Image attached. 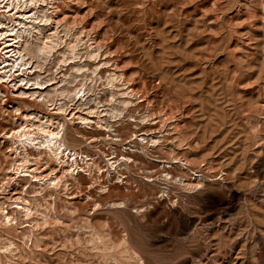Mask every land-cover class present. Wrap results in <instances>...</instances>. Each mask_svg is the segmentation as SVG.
I'll use <instances>...</instances> for the list:
<instances>
[{
    "label": "rangeland",
    "instance_id": "1",
    "mask_svg": "<svg viewBox=\"0 0 264 264\" xmlns=\"http://www.w3.org/2000/svg\"><path fill=\"white\" fill-rule=\"evenodd\" d=\"M8 2L0 264H264V0Z\"/></svg>",
    "mask_w": 264,
    "mask_h": 264
},
{
    "label": "bare ground",
    "instance_id": "2",
    "mask_svg": "<svg viewBox=\"0 0 264 264\" xmlns=\"http://www.w3.org/2000/svg\"><path fill=\"white\" fill-rule=\"evenodd\" d=\"M11 4V0H10V2H8L7 4H6V6H9ZM9 24V23H8ZM19 32V31H18ZM1 33V32H0ZM19 33H15V34H13L12 35V37H11V39H12V41H13V45H15V48H16V52L14 51V49L13 48H11V50H10V52H11V54H9L10 56H9V58H6L5 60L6 61H11V64L10 65H6V66H8V69H11V68H13L14 66H15V63H16V60H17V58L18 57H20V51L18 50L19 48H17V43H18V40H17V38L19 37ZM7 41V40H6ZM10 42V41H9ZM12 45V46H13ZM3 47H7V45H4ZM13 49V50H12ZM7 50H5V52H6ZM6 66H3V67H6ZM6 71V70H5ZM26 125V124H25ZM58 128H60V127H58ZM18 129V128H17ZM25 129V128H24ZM41 129V128H40ZM15 131V130H14ZM20 131L21 130H16V132H15V134H14V136H16L17 138H18V140H19V142L21 143V145L23 146L24 144V142L25 141H27L29 138V134L28 133H25V132H22V133H20ZM30 132V131H29ZM46 132H47V135L48 136H50L49 137V139H46V143H47V147H48V149L47 150H50L51 151V153H52V155H54L57 159H59V154L60 153H62V150H61V148H62V146L63 147H65L64 146V143L66 144V142H64L63 144L61 143V142H57V140H56V134H57V132L56 131H50V130H46ZM45 132V133H46ZM59 132H60V130H59ZM58 132V133H59ZM31 135V134H30ZM33 135V134H32ZM24 137L23 139L21 138V137ZM62 137V136H61ZM62 140H63V138H62ZM29 141V140H28ZM44 143H45V141H43ZM43 143V144H44ZM45 143V144H46ZM42 144V143H41ZM29 145V144H28ZM67 145H68V143H67ZM68 147H70V146H68ZM68 147H67V149H68ZM71 148V147H70ZM76 149V148H75ZM44 150V149H43ZM67 151V150H66ZM68 151H70V153L72 154V157H71V160H73V162L75 163V155H76V152L75 151H72L71 152V150L69 149ZM66 153V152H65ZM64 155V154H63ZM66 155V154H65ZM77 156V155H76ZM67 157V156H66ZM69 157V156H68ZM86 157V156H85ZM25 158V157H24ZM21 159H23V158H21ZM56 159V160H57ZM61 159V158H60ZM65 159H67V158H65ZM62 160V159H61ZM69 160V159H68ZM65 162H66V160H64ZM63 161V162H64ZM21 162V161H20ZM72 162V161H71ZM74 163H73V165H74ZM77 163V162H76ZM66 164V163H65ZM69 164H71V163H69ZM68 164V165H69ZM86 164V163H85ZM70 167V166H69ZM71 168H72V164H71ZM70 168V169H71ZM28 169V168H27ZM61 169V168H60ZM65 170H68V168L67 169H65ZM17 172H19V171H17ZM16 172V173H17ZM31 172V171H30ZM28 173V172H27ZM29 174V173H28ZM22 175H24V174H22ZM31 175V174H30ZM32 177H34V175H31ZM44 178V177H43ZM40 180V179H39ZM51 181V180H50ZM55 185V184H54ZM15 203V202H14ZM17 204H19V203H17ZM18 206V205H17ZM29 206V205H28ZM28 206H26V205H24L23 206V204L22 205H20V206H18L20 209H22V211H24V214L25 215H27V214H29L31 211H30V206L28 207ZM14 207V206H13ZM16 207V206H15ZM20 209H19V211H20ZM21 212V211H20ZM4 213V212H3ZM6 213H7V211H5V213L4 214H2V217L3 218H6V220L7 221H10L9 220V215H6ZM24 215V216H25ZM12 220V219H11Z\"/></svg>",
    "mask_w": 264,
    "mask_h": 264
}]
</instances>
